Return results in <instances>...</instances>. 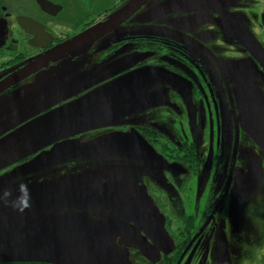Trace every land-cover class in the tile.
<instances>
[{
  "label": "flooded vegetation",
  "instance_id": "1",
  "mask_svg": "<svg viewBox=\"0 0 264 264\" xmlns=\"http://www.w3.org/2000/svg\"><path fill=\"white\" fill-rule=\"evenodd\" d=\"M155 1L147 0L99 37L25 69L94 26L121 17L130 9L122 11L129 0H0V108L12 105L25 113L31 90L79 85L80 91L93 95L119 79L148 70L149 77L143 76L146 80L137 88L151 85V112L145 116V108L140 109V119L130 118L117 127L119 137L92 149L143 155L153 264H264V226H252L247 211L252 204L264 202V146L249 130L264 133V102L255 105L251 101L255 88L248 87L249 79L258 81L264 95V0L255 6L259 10L253 12V22L245 18L250 6L244 0H163L147 13ZM144 13L143 20L157 22L144 29L135 27L134 20ZM88 44L91 47L83 49ZM61 74L68 76L62 83ZM62 103L35 101L29 110H34L32 117L14 120V128L58 110ZM135 135L138 147L131 150L102 146L130 141ZM62 140L57 138L42 150L58 151L54 158L50 154L55 163L67 156L65 148H57ZM30 169L0 168V180ZM29 184H14L5 195L49 198ZM46 209L52 213H35L34 225L28 227L35 226L32 229L42 234L57 231L54 237L66 240L64 250H75L74 232L67 236L51 225L62 216L72 217ZM151 216L159 225L156 229ZM80 223L101 231L99 225L83 220L75 225ZM87 231L76 237L84 244L91 237ZM30 248L15 250L0 264H93L87 253H81L79 261H57L43 249L41 254H31ZM102 251L96 250V264H127L106 251L113 261H100Z\"/></svg>",
  "mask_w": 264,
  "mask_h": 264
},
{
  "label": "rangeland",
  "instance_id": "2",
  "mask_svg": "<svg viewBox=\"0 0 264 264\" xmlns=\"http://www.w3.org/2000/svg\"><path fill=\"white\" fill-rule=\"evenodd\" d=\"M161 1L163 0L153 2L154 8L147 6V9L151 8L147 13L155 11V5H159ZM258 1L244 0L247 7L250 6L245 9V18L247 17L249 22H253V12L256 13L259 10H255ZM134 2L135 0H129L122 7V11ZM147 13L135 19V23L131 19L135 27L144 29L147 24L157 22V20L148 18L143 20L142 17ZM254 30L256 33L258 32L257 25ZM89 47L91 45L88 44L83 49ZM62 75L64 78L61 83L68 77L66 74ZM257 83L252 79L248 80V87L255 88L251 89L255 93L251 96V101L255 105L264 102L263 89L259 84L257 86ZM64 88V85L62 87L58 85V88L47 86L45 89H40L39 92L31 90L28 96L30 99L29 110L33 109L35 101L41 99L51 101L53 105L63 102L62 106L57 107L58 110H55L57 113L30 118L31 120L29 119L27 123L16 129L14 128L16 122L13 121L18 119L20 122L32 117L34 110L24 113L12 105L7 110L0 108V157L6 159L0 164V168L31 167L28 173H24L27 175L22 173L21 176L17 175L1 182L0 203L6 200L5 194L12 189V185L23 183H30L28 187L33 188V191L36 190L40 194L52 197L97 196L99 201L56 204L49 202L48 204L56 213L66 214L77 222L83 220L91 222L95 226L99 225L98 228L101 231L97 232V236L94 238L96 242L88 244L84 249L87 252L88 260L93 264H96L94 255L97 249L106 251L118 260H127V264H153L143 155L132 151L124 153L110 149L98 151L92 149L93 145L109 142L110 139L119 137L121 130H117V127L130 118L131 120L140 119L139 114L142 113H139L140 109L145 108L143 110L145 116L148 110L149 113L151 112L153 101L151 85L129 89L117 96H107L93 104L90 100L92 93L84 92L85 90L80 91L79 85H70L68 88ZM75 91L79 94L76 95ZM20 101L22 102V100ZM240 107H242L241 104ZM68 130L73 132L69 133ZM54 134L63 135L62 142L64 143L57 147L65 148L66 158L55 163L57 165L49 167H45L48 163L43 164L38 160L33 162L34 159L41 157L46 152L42 151L43 149L57 141V138L45 141ZM28 139L36 143L32 149L27 148L30 144ZM35 154H38L35 158L26 163H20L26 157ZM0 159L2 161V158ZM66 162L69 164L68 166ZM71 163L79 164L71 166ZM29 190L31 191V189ZM126 209L139 215V221L131 220ZM247 211L252 226L256 224L258 227L264 226V202L260 200L258 203L252 204ZM13 212L0 209V228L5 222L4 217L8 218V215ZM46 213L51 214L52 212L46 209L41 214ZM19 215L23 218L21 223L33 222V212L24 213V215L23 212L21 214L13 213L10 219L16 220ZM151 217L154 219L151 225L154 226V229L158 228L155 216ZM74 222L71 219L69 226ZM81 253V250L77 251V254L64 250L52 252L51 255L57 261L64 260V258L78 260Z\"/></svg>",
  "mask_w": 264,
  "mask_h": 264
},
{
  "label": "water",
  "instance_id": "3",
  "mask_svg": "<svg viewBox=\"0 0 264 264\" xmlns=\"http://www.w3.org/2000/svg\"><path fill=\"white\" fill-rule=\"evenodd\" d=\"M147 0H135V2L130 6L129 10H125V12L123 13V15L121 17L115 18L112 21L109 22H105L103 24H99L97 26H94L92 29L88 30L87 32H84L82 35H80L79 37L72 39L69 42H66L63 45H60V47H58L57 49H54L52 51H50L49 53H47L46 55L40 57L38 60L30 62L25 69H29V67H33V66H37L39 65V63L46 61L47 59H50V57H52L54 54L60 53L61 51H66L69 48H72V46L82 42V41H86L89 39H93L95 37H99L100 34H103L104 31H107L108 29H110L111 27H114L117 22H122L123 20H125V18L129 15H132L134 12H136V10L139 8V6L143 5ZM150 72L148 70H144L138 73H134L131 75H128L122 79L117 80V82L106 86V88H102L98 91L95 92V94L91 95L90 100L92 101L91 103H96V101H100L103 98H106L107 96H116L119 93L128 91L129 89H133L136 88L140 82H143L146 79H143V76L149 77ZM20 76V73L18 75V77ZM16 77V78H18ZM88 99V98H87ZM98 104V103H97ZM53 113H57L56 111H53L51 114ZM246 123V119L243 120ZM248 126V123H247ZM249 128V127H248ZM250 132H252L256 139L258 140V142L260 144H262L264 146V133L260 134V133H256L253 129H250ZM69 131V130H68ZM73 131H69V133H71ZM63 135L62 134H56L53 138L48 137L47 139L49 140H54V138H62ZM138 140V137L135 135L133 139H131L130 141H124V142H120V143H109L106 145H102L104 148H118L120 149H125V150H131L132 148L138 147L136 146V141ZM28 143H30V145H28V149H31L32 147L35 146V142L31 141L30 139L27 140ZM133 144V145H131ZM32 145V146H31ZM122 145V146H121ZM31 146V147H30ZM131 146V147H129ZM57 148H63V147H57ZM45 152L43 155H41V157H37L36 159L33 160V162L35 161H41V163H49V164H54L55 161L54 160H49L50 159V154H53L51 158H54V155L56 154L57 156V152ZM66 152V151H65ZM67 153V152H66ZM2 158V161L0 159V164L5 162L6 159L4 157H0ZM21 173V172H20ZM12 179V176H4V178H1L0 180V184L1 182H4L5 180L8 179ZM29 196L30 194H13L12 196L10 195H6V200L0 204V209L1 210H8V211H14L13 213H22L23 215L24 213H28V212H33L34 215L35 213L44 211L46 209V207H49L47 205V203H67V202H78V201H99L100 199L97 196H93V195H89V196H67V197H52V196H48L49 198H47L45 196V199H31L28 198L27 196ZM2 197V195L0 196V198ZM12 200V201H11ZM27 200V201H24ZM25 211V212H24ZM127 212L129 213L130 216L133 217V219L135 220H139V216L135 213L132 212V210L127 209ZM12 213V214H13ZM8 215V218L5 216L4 217V224L2 226V228H0V261L8 258L9 256L15 255L17 249H25L30 248V245L35 244V247H33V249L30 248V250H34V253L31 254H41L39 253L40 251H42L41 249L45 250L44 254L48 256L51 255L52 252H56V251H64V241L65 238H61V236L59 235L57 238H55L54 236H57V231L50 233H44L42 234L40 231H35V229H32L35 226H29L28 225H34L35 220L33 219V222H24L21 223L22 221V217L19 215L17 217L16 220H11L10 216L12 215ZM72 219V218H71ZM71 219L69 218H65L63 220V218H58L57 220L51 222L52 228L53 229H59V230H64V233L67 234V236H69V234L71 233L70 230H72V232H74L75 235V240H76V248L75 250H72L74 252L77 251H82V253H87L86 251H84V249L87 248V245L89 244V242H93L95 239L93 238V236L95 234H97V232L94 231L93 228H88L87 226H83V225H75L77 223V221L75 219V222L71 225L73 226L72 228H70L69 224L71 222ZM13 226V227H12ZM63 226V228L61 227ZM66 227H68L69 229H65ZM83 230H88L87 232H90L91 237L86 239V241L88 242L87 244L82 243L83 241L80 239H77V235L83 234ZM44 235L47 236L49 235V238L45 239ZM52 237V238H51ZM94 239V240H93ZM93 240V241H91ZM35 242V243H34ZM96 242V240H95ZM94 242V243H95ZM60 244V245H59ZM72 249V247H71ZM33 256V255H32ZM100 261L105 262V263H111L110 261H113L105 252L104 250L102 251L101 255H100ZM224 264H231L230 261L228 262H224Z\"/></svg>",
  "mask_w": 264,
  "mask_h": 264
}]
</instances>
